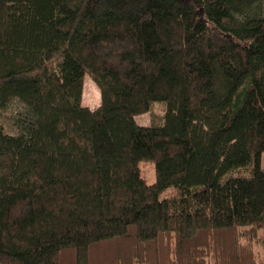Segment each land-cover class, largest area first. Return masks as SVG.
<instances>
[{"label":"trees","instance_id":"obj_1","mask_svg":"<svg viewBox=\"0 0 264 264\" xmlns=\"http://www.w3.org/2000/svg\"><path fill=\"white\" fill-rule=\"evenodd\" d=\"M13 101L0 264H259L264 0H0Z\"/></svg>","mask_w":264,"mask_h":264},{"label":"rangeland","instance_id":"obj_2","mask_svg":"<svg viewBox=\"0 0 264 264\" xmlns=\"http://www.w3.org/2000/svg\"><path fill=\"white\" fill-rule=\"evenodd\" d=\"M100 103L99 91L95 85L90 81L88 76L84 77L83 80V91L81 104L88 106L89 109H95ZM164 103L155 102L152 104L151 109L148 113L138 115L135 117V121L138 125L147 126L151 123L159 124L162 121V116L164 114ZM20 110V105L13 101L6 107L0 114V127L5 132H13L11 128V120L13 116ZM261 168H264V152L261 154ZM138 169L140 176L144 179L147 184H152L155 181L154 174V164L149 161H141L138 163ZM240 174L239 172H234L232 175ZM243 175H248V173H243ZM175 189L169 187L159 194V198L167 197L174 194ZM254 251L257 256L259 264H264V247L259 245L254 246Z\"/></svg>","mask_w":264,"mask_h":264},{"label":"crops","instance_id":"obj_3","mask_svg":"<svg viewBox=\"0 0 264 264\" xmlns=\"http://www.w3.org/2000/svg\"><path fill=\"white\" fill-rule=\"evenodd\" d=\"M85 107H87L88 108V106L86 105ZM92 110V109H91Z\"/></svg>","mask_w":264,"mask_h":264}]
</instances>
